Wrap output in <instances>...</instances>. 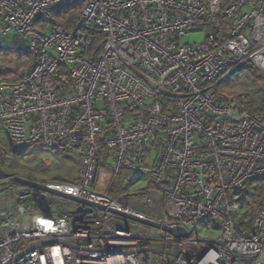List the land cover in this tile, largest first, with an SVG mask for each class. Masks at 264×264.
I'll use <instances>...</instances> for the list:
<instances>
[{"label":"built area","instance_id":"2783aa9c","mask_svg":"<svg viewBox=\"0 0 264 264\" xmlns=\"http://www.w3.org/2000/svg\"><path fill=\"white\" fill-rule=\"evenodd\" d=\"M72 4L67 30L55 13ZM196 30L202 42L181 43ZM0 41L35 57L16 80L0 76V129L17 147L82 159L76 183L0 176L14 193L0 264H264V194L251 231L228 196L264 179V111L218 92L246 65L264 74V0H0ZM102 149L111 173L146 171L154 186L127 202L98 190ZM202 221L219 233L201 234Z\"/></svg>","mask_w":264,"mask_h":264},{"label":"rangeland","instance_id":"374dc122","mask_svg":"<svg viewBox=\"0 0 264 264\" xmlns=\"http://www.w3.org/2000/svg\"><path fill=\"white\" fill-rule=\"evenodd\" d=\"M206 37L205 31L196 30L189 34L183 35L180 39L181 43H197L202 42ZM21 48L25 49L26 44L22 41ZM0 47L7 49L4 53H0V76L9 71H14V74L7 75V80H16L22 73L33 66L34 61L26 56H21L19 52L12 47L11 41H0ZM24 51V50H23ZM254 71V70H253ZM257 84L249 77V74H234L227 80L223 81L219 86V94L231 106H241L252 98L253 92L257 88ZM255 100L264 103L263 94L259 93L255 96ZM0 144L1 148L8 153L6 164H1L0 167L10 174L19 173L26 175L33 179L42 181H65L69 183H76L79 178V169L81 167L80 156L72 152H60L43 148L39 145L31 146L27 149L25 147H17L12 144L7 136L0 129ZM108 152L102 149L101 156H107ZM158 156V150L154 149L147 155V165L152 166ZM135 173V172H134ZM131 183L124 182V175L116 176L105 167L99 171V180L97 189L102 192L109 193V188L114 186V189L125 185L126 193L133 194L139 190L146 191L149 188V177L146 171L135 173ZM152 184V183H151ZM153 185V184H152ZM125 193H120L115 199L127 202L124 198ZM136 195V194H135ZM14 193L12 185L5 180L0 184V213L13 210ZM204 227H207L204 229ZM219 226L208 225L202 221L199 227L201 234L205 236H215L219 233ZM28 243H23L22 248L26 247Z\"/></svg>","mask_w":264,"mask_h":264},{"label":"trees","instance_id":"16d2710c","mask_svg":"<svg viewBox=\"0 0 264 264\" xmlns=\"http://www.w3.org/2000/svg\"><path fill=\"white\" fill-rule=\"evenodd\" d=\"M226 1L227 0H224V4ZM80 11H81L80 5L72 4L65 6L63 9L57 11L55 13V17L59 22L63 23V25L67 30H69L75 24V20ZM5 51H9V50L0 48V53H4ZM19 53L21 56H26L32 61H34L35 59L34 55L28 50L27 51L24 50ZM246 73L249 74V77L254 81L255 84H257L258 87L253 92L252 98L250 97L249 101L242 104V109L252 113L261 114L264 111V103L256 101L255 96H257L259 93H262L264 98V74L255 70L253 71V69L248 65L236 71L235 74L243 75ZM10 74L11 75L14 74V71H9L6 74L3 73L2 76L4 78ZM29 147H25V149ZM7 157H8V153L1 148V144H0V165L6 164ZM103 159L104 162L100 164V167H106V164L108 163L107 156H103ZM80 160L82 159L80 158ZM134 172L135 171L129 170L127 168H123L120 171V174L124 175L125 183L129 184L131 183V181L134 180V178H137V176L135 177L133 176L135 173H137ZM124 186L125 185L117 187L115 189L114 186L110 187L109 194L111 195V197L116 198L120 193L123 194L125 193V195H130L129 193H126L125 191L126 187ZM153 186L154 185L150 183L148 188H152ZM144 190L145 189L139 190L134 194L136 195L143 194L145 192ZM263 194H264V179H254L247 181L243 186L235 188L229 192L228 196L231 203L232 219L243 230L251 231L253 229L255 218L260 210V202Z\"/></svg>","mask_w":264,"mask_h":264},{"label":"water","instance_id":"95a60500","mask_svg":"<svg viewBox=\"0 0 264 264\" xmlns=\"http://www.w3.org/2000/svg\"><path fill=\"white\" fill-rule=\"evenodd\" d=\"M0 176H2L3 178H6V179L12 177V175L10 173L6 172L1 167H0ZM14 179H15L16 182L21 183V184L29 185V186H32V187H35V188H39V189L50 190L47 186H45L43 184H40V183H37V182H35L33 180L24 179V178H21V177H16ZM57 193H59V192H57ZM59 194H61V193H59ZM63 195H65V194H63ZM65 196H68V195H65ZM68 197L74 198V199H76L78 201H82V202H85V203H88V204H91V205H94V206H97V207H100L102 209H108L111 212L123 215L125 217H128L130 219H133L135 221H139V222L147 224V225H151V226H154V227H157V228H161V229H163L165 231H168V232H171L172 234L177 235V236L186 234V231L183 228H170V227L162 226V225H160L158 223H155V222H153V221H151L149 219H144V218H140V217H137V216H133V215L127 214L125 212H122V211H119V210H116V209L106 208V207H104L102 205H98L96 203H92L90 201L83 200V199H80V198H76V197H72V196H68ZM175 253H178V251H176ZM22 254H23V252L19 253L18 256H20Z\"/></svg>","mask_w":264,"mask_h":264},{"label":"crops","instance_id":"0c3cea01","mask_svg":"<svg viewBox=\"0 0 264 264\" xmlns=\"http://www.w3.org/2000/svg\"><path fill=\"white\" fill-rule=\"evenodd\" d=\"M102 167H100V169H101ZM106 168V167H105ZM100 169H99V171H100ZM99 177V176H98ZM98 180H99V178H98ZM97 184H98V181H97Z\"/></svg>","mask_w":264,"mask_h":264}]
</instances>
